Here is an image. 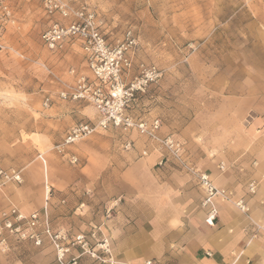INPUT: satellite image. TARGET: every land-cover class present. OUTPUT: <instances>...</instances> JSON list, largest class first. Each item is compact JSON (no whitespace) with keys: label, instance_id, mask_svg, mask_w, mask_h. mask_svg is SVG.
<instances>
[{"label":"rangeland","instance_id":"374dc122","mask_svg":"<svg viewBox=\"0 0 264 264\" xmlns=\"http://www.w3.org/2000/svg\"><path fill=\"white\" fill-rule=\"evenodd\" d=\"M60 1L69 11L66 18L49 15L44 4L35 0H0V167L17 168L23 174L21 185L9 184L0 194L10 190L18 208L47 211L48 215L51 211L57 223L65 182H72L69 194L80 189V183L82 193L90 197L97 191L89 185L93 175L99 173L97 168L102 169L106 162L112 163V170L121 162L122 167L137 162L140 157L135 152L142 143H153L164 154L155 166L151 160L155 172L168 165L191 175L198 185L197 174L203 173L199 163L205 165L218 157L221 163L217 161L216 165L220 164L221 170L243 165V156L251 148V123L262 119L264 128V0ZM79 11L94 16V26L106 39L112 55L118 56L121 51L129 59L126 82L139 76L143 68L159 70L160 79L137 95L130 113L147 122L157 117L161 121L159 136L172 137L181 144L180 156L136 134L134 142L128 141L131 149H126L127 142H121L123 133L129 132L115 128L98 131L71 147H79L95 136L107 137L118 146L107 148L105 142L110 140H98L91 153L87 147L84 153L75 151L76 164L57 153L55 147L71 126L97 119L95 108L88 103L44 106L50 90L73 85L71 70L91 75L89 58L79 43L55 55L41 41L53 21L69 24L83 20L85 16L80 18ZM70 49L76 55L68 58ZM79 109L85 110V115ZM90 109L96 114L94 119L87 113ZM134 114H142L145 119ZM252 165L257 163L252 161ZM145 177L150 179L151 175L146 173ZM213 183L233 196L227 188ZM247 188L254 194L258 182L250 180ZM121 200H111L107 218L112 217ZM97 230L93 227L86 236L95 234L91 245L100 259L87 254L82 259L105 264L111 258V247L108 243L105 252L99 246L105 237H100Z\"/></svg>","mask_w":264,"mask_h":264},{"label":"crops","instance_id":"0c3cea01","mask_svg":"<svg viewBox=\"0 0 264 264\" xmlns=\"http://www.w3.org/2000/svg\"><path fill=\"white\" fill-rule=\"evenodd\" d=\"M75 55L76 51L70 49L66 57ZM61 90L63 88L50 90L51 93L48 92L46 96L51 95L56 100V95ZM65 103L69 101H56L53 107ZM78 111L81 115L86 113L85 110ZM87 113L92 119L96 117L93 109ZM134 115L145 119L142 114ZM262 123V119L251 123V148L248 149L249 152H245L240 168L224 167L221 170L220 164L216 165L217 161L220 162L218 157L205 165L199 163V169L212 181L233 193L230 201L215 202L217 218L212 226L206 222L209 208L202 205L204 192L196 180L180 169L168 165L155 172L151 160L155 166L164 156L162 150L153 143L145 146L139 141L143 146L136 149L135 153L140 157L137 162L124 167L121 162V165L118 164L113 170L110 166L112 163L106 162L102 169L97 168L99 173L93 175L89 184L97 191L90 197L82 193L80 183L77 184L80 189H74V194H69L68 189L72 182H65L61 189L63 194L59 202L62 205L57 213V223L53 220L54 213L51 214L50 211L49 214L51 228L54 231L68 229L74 235H88L93 227L98 228L97 234L105 237L111 247V260L105 264H145L148 260L159 264H264ZM123 134L122 144L134 142V134L144 138L137 131ZM104 138L108 139L95 136L79 147H70L66 158L74 156L78 159L75 151L84 153L85 147L89 148L91 153L95 143ZM108 140L110 141L105 142L107 148L119 145L111 139ZM218 154L220 155V152ZM252 161H255L257 166H253ZM46 171L48 173V166ZM103 171L106 173H102ZM110 171L113 174L110 175ZM146 173L151 175L150 179H146ZM253 179L258 182V188L257 192L251 194L247 185ZM10 193L11 191L7 190L0 194V211L10 208H16L25 214L36 211L28 207L18 208ZM119 197L122 199L121 205L116 208L111 218H107V207H111L113 198ZM241 200L249 207V213L243 212L235 205ZM8 244V250L3 253L0 246V264H57L46 237L43 238L42 247H37L31 242H18L14 238H9ZM80 264L101 263L83 258Z\"/></svg>","mask_w":264,"mask_h":264},{"label":"built area","instance_id":"2783aa9c","mask_svg":"<svg viewBox=\"0 0 264 264\" xmlns=\"http://www.w3.org/2000/svg\"><path fill=\"white\" fill-rule=\"evenodd\" d=\"M35 1L43 3L49 15L60 14L63 18L69 15L68 9L60 0ZM77 15L83 18L85 13L79 11ZM93 19L94 16L91 14L85 16L83 20L69 24L53 21L41 35L43 45L55 55H61L66 47L79 43L89 58L91 72L90 76H86L71 70L70 74L74 77L73 85L61 90L56 95V100L51 95L45 96L44 106L50 108L56 101L84 102L91 104L97 112L96 121H82L71 127L63 140L57 144L55 150L61 156L67 157L68 149L71 146L91 137L98 131L115 128L125 132L137 131L140 135L159 142L176 156H180L181 144L172 137L161 138L159 136L161 121L158 118L147 122L136 119L130 113V108L137 95L145 93L148 86L156 83L160 79L161 73L156 67L143 68L139 76L126 82L124 77L130 67L129 59L123 57L121 51L118 56L109 52L108 43L94 26ZM131 147V142H127L125 148L131 149ZM41 160L45 163L42 157ZM69 161L76 164L78 159L72 156ZM197 177L204 192L202 205L209 208L206 222L212 226L217 218L215 202L217 200L230 201L231 195L227 190L215 186L207 174L199 173ZM22 183L23 174L20 169L0 167V189L9 184L21 185ZM46 190L48 194L51 191L48 184ZM235 205L243 212L248 211L243 200L238 201ZM44 237L49 240L54 250L57 264H80L82 257L86 254L93 259H100L91 245L95 234L87 237L82 234L74 235L65 229L54 231L51 228L47 211H35L30 214H25L16 208L0 211V246L2 251L8 250L9 238L28 241L37 247H42ZM99 246L108 252L107 240ZM145 264L159 263L148 260Z\"/></svg>","mask_w":264,"mask_h":264}]
</instances>
